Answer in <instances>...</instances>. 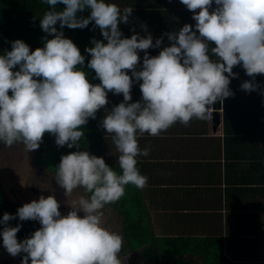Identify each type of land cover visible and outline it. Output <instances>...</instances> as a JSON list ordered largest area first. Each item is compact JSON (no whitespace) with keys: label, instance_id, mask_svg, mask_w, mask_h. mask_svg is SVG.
Masks as SVG:
<instances>
[{"label":"clouds","instance_id":"9594fccd","mask_svg":"<svg viewBox=\"0 0 264 264\" xmlns=\"http://www.w3.org/2000/svg\"><path fill=\"white\" fill-rule=\"evenodd\" d=\"M43 2L50 8L39 17L40 27L52 38L43 37V47L35 50L15 39L11 50L0 53V143H22L29 152L49 133L57 146L79 148L82 126L107 108L109 92L122 94L123 100L107 108L101 121L119 153L120 172L88 150L62 154L54 179L65 190L70 211L62 215L50 194L24 203L15 214L5 212L2 244L12 256L24 254L21 264H121L123 236L105 226L104 209L124 196L126 186L142 189L147 183L137 164L150 149L140 147L138 136H159L177 122L187 126L193 118L207 119L209 106L234 95L229 87L238 75L234 66L253 78L242 82L243 90L258 88L253 81L264 74V0H180L193 12L195 24L165 33L170 44L163 47L164 36L154 40L146 25V35L134 28L130 37L123 35L119 25L129 22L132 7L121 9L112 0ZM84 10L90 14L78 15ZM90 22L103 37H93L85 47L87 68L99 83L87 78L85 55L63 31ZM150 48H160L158 55H150ZM137 82L141 99L130 102ZM78 188L83 194L71 198ZM17 217L41 226L18 240L22 224L8 223Z\"/></svg>","mask_w":264,"mask_h":264},{"label":"crops","instance_id":"0c3cea01","mask_svg":"<svg viewBox=\"0 0 264 264\" xmlns=\"http://www.w3.org/2000/svg\"><path fill=\"white\" fill-rule=\"evenodd\" d=\"M112 2L121 9L133 8L129 22L119 25L124 36L130 37L132 28L146 35L142 27L146 25L154 40L164 36L161 47L170 44L165 33L178 31L185 23L195 24L193 12L180 0ZM147 51L158 55L160 48ZM143 55L141 51V65ZM233 72L238 74L230 79L234 95L209 106L207 119L193 118L187 126L177 122L159 136L147 132L138 136L140 147L150 149L148 156L138 157L137 164L148 179L144 188L129 185V189L144 200L163 262L175 254L202 263L200 253L182 250L176 240L214 238L223 241L225 256L236 264H264V74L255 75L258 88L248 92L240 85L253 78L240 65ZM131 91L130 102L141 99L139 82ZM108 100L106 107L111 109L123 96L109 92ZM118 155L104 129L103 157L117 172ZM104 213V219H122L118 232L123 236L124 217L118 206L107 205Z\"/></svg>","mask_w":264,"mask_h":264},{"label":"trees","instance_id":"16d2710c","mask_svg":"<svg viewBox=\"0 0 264 264\" xmlns=\"http://www.w3.org/2000/svg\"><path fill=\"white\" fill-rule=\"evenodd\" d=\"M63 7L64 5L62 4L57 5L58 9H63ZM49 8L50 6L44 3L43 0H0V53L5 50H11V41L15 39H22L30 45V50L43 47L42 38L47 36L50 39L52 36L41 29L39 17H42ZM89 14L88 10L78 13V15L85 17ZM93 25L94 22H90L83 29H71L65 26L63 31L64 35L71 38L79 47L81 54L85 55L84 70L88 73L87 78L92 83H99L100 81L95 78V71L87 68L90 54L85 52V47L91 46L93 37L103 39L99 27H94ZM56 26L59 28V23ZM103 116L104 109H100L97 111L95 119L89 118L88 123L82 126L84 136L78 141L79 148L74 146L70 149L67 145L59 147L55 143L54 135L45 133L37 154L38 162L56 170L62 154L72 151L88 150L94 155L103 157L104 129L101 127ZM105 161L114 168L111 162L106 159ZM114 204L118 206L124 217L123 241L125 249L135 251L141 248L143 257L149 264H236L225 256L223 241L214 238L192 239L191 241L189 239L176 240L180 242L182 250L190 249L200 253L203 259L202 263L194 259L193 256L184 257L181 255L175 256V254H172V259L163 262L161 259L162 251L153 232L150 214L140 194H136L135 191L131 192L128 185L124 196ZM20 206H22L20 203L14 202L7 197L0 180V218L3 217L5 212L15 214ZM8 223L11 226H15L17 223L22 224L17 233L18 240H23L25 237L30 236L41 226L38 221H19L18 217ZM3 226L0 224V230ZM22 255L24 254L18 255V257L21 259ZM0 264H11V262L8 260L2 261L0 258Z\"/></svg>","mask_w":264,"mask_h":264},{"label":"rangeland","instance_id":"374dc122","mask_svg":"<svg viewBox=\"0 0 264 264\" xmlns=\"http://www.w3.org/2000/svg\"><path fill=\"white\" fill-rule=\"evenodd\" d=\"M39 148L27 152L22 143H15L12 146L0 143V180L9 197L24 203L38 199L41 195L45 197L50 194L55 195L60 203L61 214L67 215L70 211V205L66 202L68 197L54 179L56 170L38 162ZM81 194L83 189H75L71 198ZM79 214L82 215V212ZM104 220L106 227L110 224L108 228L118 232L121 218L112 217ZM119 255L121 264H149L143 257L142 250L129 251L125 249L124 242ZM0 258L2 261L8 260L11 264H19L16 257L10 255L3 247L2 237H0Z\"/></svg>","mask_w":264,"mask_h":264},{"label":"water","instance_id":"95a60500","mask_svg":"<svg viewBox=\"0 0 264 264\" xmlns=\"http://www.w3.org/2000/svg\"><path fill=\"white\" fill-rule=\"evenodd\" d=\"M1 182H2V181H1ZM2 185H3V183H2ZM3 187H4V185H3ZM4 190H5V189H4ZM5 193H6L7 197H8L10 200H12V201H14V202H17V203H20L21 205L24 204V202H22V201H19V200H16V199H13V198L9 197L6 191H5ZM15 257H16V259L18 260L19 264H21V259H20L18 256H15Z\"/></svg>","mask_w":264,"mask_h":264},{"label":"built area","instance_id":"2783aa9c","mask_svg":"<svg viewBox=\"0 0 264 264\" xmlns=\"http://www.w3.org/2000/svg\"><path fill=\"white\" fill-rule=\"evenodd\" d=\"M211 110H212V111H211ZM213 111H214L213 109H210V112H209V113L211 114V112H213Z\"/></svg>","mask_w":264,"mask_h":264}]
</instances>
